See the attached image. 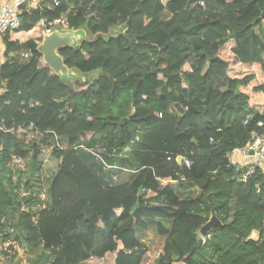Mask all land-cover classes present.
I'll return each instance as SVG.
<instances>
[{
  "label": "trees",
  "instance_id": "1",
  "mask_svg": "<svg viewBox=\"0 0 264 264\" xmlns=\"http://www.w3.org/2000/svg\"><path fill=\"white\" fill-rule=\"evenodd\" d=\"M54 1L2 34L30 55L0 65V264H143L150 222L154 264H264V173L227 159L264 135V0ZM57 17L92 37L60 50L78 79L41 65ZM181 177L196 194L160 186ZM210 215L224 226L202 237Z\"/></svg>",
  "mask_w": 264,
  "mask_h": 264
},
{
  "label": "built area",
  "instance_id": "2",
  "mask_svg": "<svg viewBox=\"0 0 264 264\" xmlns=\"http://www.w3.org/2000/svg\"><path fill=\"white\" fill-rule=\"evenodd\" d=\"M44 3V0H11L4 2L0 6V35H2L6 30L17 29L20 24V10L21 6L28 4H33L36 7H40ZM54 4H58L55 0ZM39 26L45 31H50L56 27L68 28L66 20L62 17L53 18L50 20L41 19L38 22ZM12 57L18 60L27 59L30 55L29 51L24 48H18L12 51ZM5 55V54H4ZM10 57V58H12ZM160 115V114H159ZM246 123V121L244 122ZM261 126V122H258ZM62 146V145H61ZM183 160V163L189 167L191 162L188 158L179 157ZM244 161V164H239V159ZM228 164L233 165L238 169H244L240 175V180L245 182L248 177H250L257 168H260L264 173V135L257 134L255 131L252 132L251 138L243 147L236 148L232 150L228 155ZM2 251L0 244V253Z\"/></svg>",
  "mask_w": 264,
  "mask_h": 264
},
{
  "label": "water",
  "instance_id": "3",
  "mask_svg": "<svg viewBox=\"0 0 264 264\" xmlns=\"http://www.w3.org/2000/svg\"><path fill=\"white\" fill-rule=\"evenodd\" d=\"M42 38L36 47L41 55V61L53 72L54 75L64 79H78L81 75L73 68L68 67L60 50L63 48H77L82 42L92 40L86 28H61L56 27L50 31L41 29ZM181 160V158H180ZM223 223L214 215L200 227L199 234L205 237L215 227L222 228Z\"/></svg>",
  "mask_w": 264,
  "mask_h": 264
},
{
  "label": "rangeland",
  "instance_id": "4",
  "mask_svg": "<svg viewBox=\"0 0 264 264\" xmlns=\"http://www.w3.org/2000/svg\"><path fill=\"white\" fill-rule=\"evenodd\" d=\"M96 76V72L90 73L88 77H94ZM65 141L62 139L60 140V144L64 146ZM42 159V172H43V183L47 184L51 178L52 173L54 172L56 168V162L53 159V157L50 154V150H48L46 147L43 149V153L41 155ZM21 164V162L19 163ZM166 185H169L168 183H165L160 180V186L165 187ZM193 193L183 196L191 197ZM139 240L147 247V250L144 254V263L143 264H154L155 258L158 256V254L161 252L162 245L164 242L165 236H160L156 233V227L154 222H150V226L145 230H137ZM253 237L256 238L257 233L252 234ZM18 255L22 257L23 252L22 249H18ZM22 260V258H20ZM114 255L113 253H109L108 255V264L112 262L114 264ZM23 263V262H22Z\"/></svg>",
  "mask_w": 264,
  "mask_h": 264
},
{
  "label": "crops",
  "instance_id": "5",
  "mask_svg": "<svg viewBox=\"0 0 264 264\" xmlns=\"http://www.w3.org/2000/svg\"><path fill=\"white\" fill-rule=\"evenodd\" d=\"M8 1H11V0H0V6L4 2H8ZM46 7L47 8H51V6L49 4H47ZM33 9H35V5H33V4H28V5H25V6H21L19 8V10H22V11H32ZM12 55H13L12 52H10L8 54V56L4 55V45H3V42H2V35H0V65L2 64V62L6 61V59L12 57ZM41 65H44L42 61H41ZM46 148L48 150H50V152H51V148H49V147H46ZM178 160H180L179 156H178ZM239 162H240L239 164H241V165L244 164V161L241 158L239 159ZM17 164H19V162H17ZM19 165H22V164H19ZM160 180L165 182V183H168V184L172 185L171 188L175 189V191L180 193L182 197H186V196H183V194L188 195V194L193 193V195H194L197 192V187L191 182H185L182 177L179 178V179H175V180L174 179H159V181ZM138 230H142V229H138ZM136 234H137V232H136ZM137 236H138V234H137ZM18 257H20V255H18ZM27 257H31V255L27 254V253H23V255L21 257L23 263H26ZM110 264H112V262H110Z\"/></svg>",
  "mask_w": 264,
  "mask_h": 264
},
{
  "label": "clouds",
  "instance_id": "6",
  "mask_svg": "<svg viewBox=\"0 0 264 264\" xmlns=\"http://www.w3.org/2000/svg\"><path fill=\"white\" fill-rule=\"evenodd\" d=\"M69 28V27H68Z\"/></svg>",
  "mask_w": 264,
  "mask_h": 264
}]
</instances>
